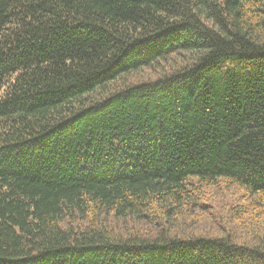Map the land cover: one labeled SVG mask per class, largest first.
<instances>
[{
    "label": "trees",
    "instance_id": "1",
    "mask_svg": "<svg viewBox=\"0 0 264 264\" xmlns=\"http://www.w3.org/2000/svg\"><path fill=\"white\" fill-rule=\"evenodd\" d=\"M194 181L264 207V0H0V264H264Z\"/></svg>",
    "mask_w": 264,
    "mask_h": 264
},
{
    "label": "rangeland",
    "instance_id": "2",
    "mask_svg": "<svg viewBox=\"0 0 264 264\" xmlns=\"http://www.w3.org/2000/svg\"><path fill=\"white\" fill-rule=\"evenodd\" d=\"M154 71L142 72L141 80L155 77ZM135 81V78H133ZM132 80V81H133ZM190 195L195 200L196 207L184 206L183 212L172 221L170 235L182 236H225L240 244L254 246L259 239L264 240V207L252 205L242 190L227 181L216 184L193 182ZM237 209L235 211L234 209ZM106 216L115 230L130 234L132 228H138L130 221H118ZM164 222L163 219H159ZM157 220V224L159 223ZM140 231L155 233L156 230L143 223ZM129 229V230H128ZM136 232V231H133ZM183 238V237H182Z\"/></svg>",
    "mask_w": 264,
    "mask_h": 264
}]
</instances>
